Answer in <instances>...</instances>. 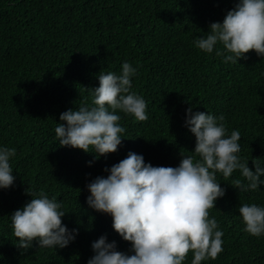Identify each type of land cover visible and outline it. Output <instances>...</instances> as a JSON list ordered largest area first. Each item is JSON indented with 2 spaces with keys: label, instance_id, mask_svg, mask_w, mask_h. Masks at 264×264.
<instances>
[{
  "label": "trees",
  "instance_id": "obj_1",
  "mask_svg": "<svg viewBox=\"0 0 264 264\" xmlns=\"http://www.w3.org/2000/svg\"><path fill=\"white\" fill-rule=\"evenodd\" d=\"M238 0H0V147H14V183L0 189V264H87L101 236L117 251L132 255V245L114 230L111 215L87 204V185L107 177L129 152L146 164L177 167L181 154L192 156L195 136L185 126L187 109L223 115L230 135L239 130L241 162L264 167V57L249 51L238 63L205 53L194 41L209 26L223 22ZM217 48H222L217 45ZM230 54V53H226ZM136 68L132 91L146 103V121L117 110L125 128L118 150L104 156L61 147L55 127L61 113L92 106L98 74L119 75L122 64ZM225 189L209 219L223 232L215 260L201 264H264V235L244 231L243 203L264 207V184L242 192ZM264 180V176L260 178ZM246 183V181H245ZM43 190L62 204L63 224L77 229L67 247L20 249L11 215ZM189 252L183 264H191Z\"/></svg>",
  "mask_w": 264,
  "mask_h": 264
},
{
  "label": "clouds",
  "instance_id": "obj_2",
  "mask_svg": "<svg viewBox=\"0 0 264 264\" xmlns=\"http://www.w3.org/2000/svg\"><path fill=\"white\" fill-rule=\"evenodd\" d=\"M208 34L194 41L205 53L223 57L224 62L238 63L249 51L264 57V0H238L223 22L209 26ZM221 45L222 48H217ZM230 53V54H226ZM137 69L124 62L119 75L114 72L98 74L99 87L92 90V106L82 105L60 115L55 136L61 147H71L98 156L114 153L122 143L125 128L118 123L117 110L137 121H146L147 103L133 92L132 80ZM225 117L187 109L185 126L195 136L194 155L182 158L177 167L146 164L142 155L129 152L113 165L107 177L98 176L87 185V204L97 212L111 215L114 230L132 245L134 254L117 251L115 241L101 236L93 242L95 255L87 264H183L189 252L191 264L215 260L223 251L219 224L209 210L215 207L225 189L217 182L216 173L225 180L239 170L241 178L231 186L242 192L256 190L264 184V167L257 159L241 162L239 130L230 135ZM16 156L14 147H0V189L14 183L10 158ZM246 181V183H245ZM22 209L11 215L16 246L27 250L33 240L40 248H64L74 241L77 229L69 230L62 222L66 212L55 197L41 190ZM245 225L252 236L264 235V207L243 203L239 207Z\"/></svg>",
  "mask_w": 264,
  "mask_h": 264
}]
</instances>
